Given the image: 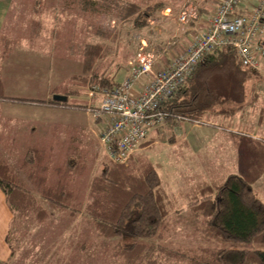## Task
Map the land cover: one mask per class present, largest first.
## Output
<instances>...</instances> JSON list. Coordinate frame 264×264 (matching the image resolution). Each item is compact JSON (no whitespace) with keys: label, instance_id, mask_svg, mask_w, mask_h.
Listing matches in <instances>:
<instances>
[{"label":"rangeland","instance_id":"374dc122","mask_svg":"<svg viewBox=\"0 0 264 264\" xmlns=\"http://www.w3.org/2000/svg\"><path fill=\"white\" fill-rule=\"evenodd\" d=\"M7 1L6 6L1 5L6 14L0 19V69H4L0 75L4 82L6 71L8 90L3 92L11 97L47 100L65 97L68 88L78 87L81 94L69 95L68 102L97 107L101 94L90 97L88 91L92 84L74 79L75 75L85 72L87 43L102 45L103 52L96 59V66L122 81L138 56L143 38H146V51L149 39L167 44L165 51L156 54V63L160 65H166L171 56L184 51L191 39L192 32L175 22L177 12L189 0H136L144 5L164 2L169 6L149 18L148 25L141 30H134L130 22H118L112 14L86 10L83 6L86 0ZM166 11L169 15L165 16ZM34 23L43 25L36 34L32 31ZM182 33L185 36L180 41ZM3 53H6L4 59ZM255 77L247 82L246 106L234 119L211 118L207 114V123L186 119L176 125L168 121L151 128L147 139L152 141L139 146L135 153L155 165L163 184L178 200L165 238L134 240L161 243L172 249L199 246L264 249L261 243L203 241L194 231L196 221L190 216L184 196L195 181L209 177L212 169L217 176L224 177L231 170L237 173L245 170L244 153L240 156L241 149L232 134L262 133L264 136V69ZM254 94L256 99L252 97ZM89 107L0 100V156L26 187L36 192L35 183L28 177L32 168L24 165L29 146H34L44 150L49 165L48 184L63 177L60 168L69 155L79 158L83 170L67 176L65 181L78 200L84 199L94 173L100 172L102 160L109 158L99 138L105 118L95 117L93 107L90 110ZM38 174L43 175L39 170ZM253 188L264 200V173L253 182ZM41 201L46 202L43 198ZM25 229L14 238L17 252L13 264H116L112 244L122 239L100 236L91 218L82 211L77 216L67 210L55 212L43 222H30Z\"/></svg>","mask_w":264,"mask_h":264},{"label":"trees","instance_id":"16d2710c","mask_svg":"<svg viewBox=\"0 0 264 264\" xmlns=\"http://www.w3.org/2000/svg\"><path fill=\"white\" fill-rule=\"evenodd\" d=\"M83 6L92 12L112 14L118 22H130L134 30L146 27L149 18L169 7L164 2L144 5L136 0H86ZM207 12L205 5H201L199 14ZM42 28V24L34 23L32 31L36 34ZM2 40L6 41V38ZM166 45L164 41L152 42L149 39L148 52L156 57L165 51ZM102 52V45L87 43L85 72L75 75L74 79L96 83L100 88L119 84L115 74L100 71L96 66V59ZM5 56L3 53L2 58ZM258 74L259 70L241 63L234 46L217 48L198 63L186 83L163 103L162 109L167 112L165 122L176 125L186 119L206 122L207 114L211 118L235 115L246 106L247 82ZM65 94L63 98L47 100L5 96L0 75L2 101L89 107L68 102L69 95L81 94L78 87L68 88ZM232 136L244 153L245 170L241 173L231 170L224 177L221 174L217 176L212 169L209 177L200 178L186 190L184 196L190 216L196 221L194 231L203 241L264 244V200L253 188V182L264 173V139L249 133ZM151 141L147 139L140 146ZM45 158L44 150L29 146L24 159V165L32 168L28 177L36 185V194L24 185L7 160L0 156V188L13 213L6 235L11 259L6 264H13L11 262L17 252L14 238L23 234L30 222H43L52 213L66 210L72 216L82 211L90 217L100 236L122 237L112 244L116 264H264V249L261 248L199 246L172 249L161 243L146 244L134 240L137 237L165 238L178 200L163 184L155 165L137 152L125 163H116L107 157L102 160L103 169L94 173L82 200H78L65 181L67 176L83 170L79 158L68 156L64 167L60 168L63 177L54 184L47 183L49 165ZM38 170L43 175H39Z\"/></svg>","mask_w":264,"mask_h":264},{"label":"built area","instance_id":"2783aa9c","mask_svg":"<svg viewBox=\"0 0 264 264\" xmlns=\"http://www.w3.org/2000/svg\"><path fill=\"white\" fill-rule=\"evenodd\" d=\"M201 5H205L206 14H199ZM164 13L169 15V11ZM175 20L183 26L203 23L202 28H194L184 51L160 65L142 40L129 74L119 84L100 88L94 83L88 91L90 97L101 94L99 105L89 110L93 107L95 117L105 118L99 138L113 162H127L146 141L151 128L165 122L163 103L217 48L232 45L244 66L264 69V0H189Z\"/></svg>","mask_w":264,"mask_h":264},{"label":"crops","instance_id":"0c3cea01","mask_svg":"<svg viewBox=\"0 0 264 264\" xmlns=\"http://www.w3.org/2000/svg\"><path fill=\"white\" fill-rule=\"evenodd\" d=\"M1 2H2V0L0 1V19L2 18V16H4L6 14V12H2L3 11L2 10L3 7L1 9V5H5L6 6L9 3V1L6 0V2L4 4L1 3ZM173 21H175V20H173ZM202 24L203 23H201L200 21H197V22H193V23H190L188 25H185V27H186L187 31H189V32L191 31L192 32L194 30V28H196V29L202 28L203 27ZM0 26H1V20H0ZM184 36L185 35L183 33L180 34V41H182L184 39ZM159 58H161V56H159ZM0 71H1V74L3 75L4 74V69L3 70L0 69ZM6 75L7 74H6V71H5V77H6ZM5 77H4V82H3V91L8 90L6 88L7 86L5 84ZM4 93L5 92H3V94ZM5 96H8V95H5ZM13 97H17V96H13ZM252 97L254 99L256 97V94H254V96H252ZM58 98H63V97L59 96ZM240 111H242V110H240ZM238 113H239V111H238ZM235 115L230 116V117H233V119H234ZM251 134L255 135L254 137H258V138L264 137V136H262L263 135L262 133L260 135L257 134V133H251ZM242 154H243V152L240 151V156ZM12 217H13L12 210L10 209V207L8 206V204L6 202V198H5V194H4L3 190L0 188V264H6L11 259V248L9 246V243L6 240V235H7L8 228L10 226V222L12 220Z\"/></svg>","mask_w":264,"mask_h":264}]
</instances>
